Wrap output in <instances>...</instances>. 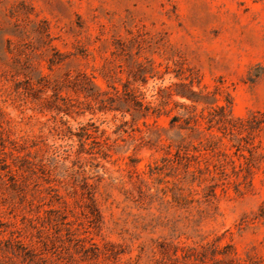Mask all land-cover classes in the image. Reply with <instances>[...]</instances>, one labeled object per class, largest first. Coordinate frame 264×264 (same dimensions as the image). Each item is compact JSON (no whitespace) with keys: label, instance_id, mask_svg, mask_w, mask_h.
Returning <instances> with one entry per match:
<instances>
[{"label":"rangeland","instance_id":"obj_1","mask_svg":"<svg viewBox=\"0 0 264 264\" xmlns=\"http://www.w3.org/2000/svg\"><path fill=\"white\" fill-rule=\"evenodd\" d=\"M0 264H264V0H0Z\"/></svg>","mask_w":264,"mask_h":264}]
</instances>
